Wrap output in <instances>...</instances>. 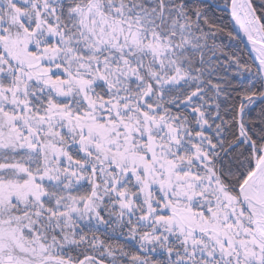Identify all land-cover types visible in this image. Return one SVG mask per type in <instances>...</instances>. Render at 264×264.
I'll return each mask as SVG.
<instances>
[{
    "label": "snow or ice",
    "instance_id": "obj_1",
    "mask_svg": "<svg viewBox=\"0 0 264 264\" xmlns=\"http://www.w3.org/2000/svg\"><path fill=\"white\" fill-rule=\"evenodd\" d=\"M0 264H264V0H0Z\"/></svg>",
    "mask_w": 264,
    "mask_h": 264
}]
</instances>
